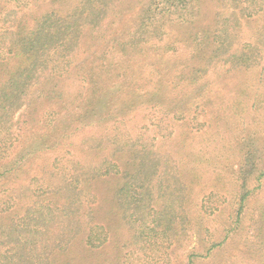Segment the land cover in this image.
Segmentation results:
<instances>
[{
    "label": "rangeland",
    "instance_id": "374dc122",
    "mask_svg": "<svg viewBox=\"0 0 264 264\" xmlns=\"http://www.w3.org/2000/svg\"><path fill=\"white\" fill-rule=\"evenodd\" d=\"M30 1L22 11L49 3ZM147 1L116 0L112 24L104 19L94 30L100 37L80 48L89 73L107 76L89 65L93 53L111 37H126ZM200 1L205 26L216 29L218 16L231 19L232 38L206 62L194 59L176 27L168 30L165 42L177 48L159 58L157 95L169 111L152 110L150 95L134 89L136 77L147 75L134 69L129 79L101 83L107 88L100 94L117 96L92 114L48 99L0 115V233L33 212L36 200L67 205L39 238L26 234L30 242L17 252L28 264L37 260L36 248L49 264H264V174L257 179L264 173V7L244 18L228 0ZM5 2L0 12L13 5ZM7 50L0 46V63L12 69L17 61ZM239 51L249 60L232 57ZM242 183L250 194L237 220ZM92 224L105 237L95 246L85 243ZM16 242L7 235L0 250Z\"/></svg>",
    "mask_w": 264,
    "mask_h": 264
},
{
    "label": "trees",
    "instance_id": "16d2710c",
    "mask_svg": "<svg viewBox=\"0 0 264 264\" xmlns=\"http://www.w3.org/2000/svg\"><path fill=\"white\" fill-rule=\"evenodd\" d=\"M60 1L62 0H49L50 4L48 3L41 11L35 13L31 9V13H26L22 10L31 6L30 0L23 2L6 0V5L12 2L13 5L10 8L4 6L0 12L3 24L0 30V46L8 48L12 59L15 58L17 61L12 69L3 62L0 63V115L4 119L12 112L14 115L16 111L20 112L34 106L33 103L48 99L64 103L63 107L69 101L71 111L81 108L86 115L92 114L108 99L107 97L117 96L114 90L100 94L101 88H107L100 87L101 83L111 85L118 80L129 79L134 69L147 73L145 76L136 77L134 89L150 95L148 104L152 106V110L162 108L161 111H169L157 95L161 92L163 84L158 66L159 58L163 53L177 48V43L165 42L168 30L176 27L183 34L182 37L187 39V47H190L194 59L206 62L211 59L213 49H217L219 45L228 48L227 45L232 38L229 37L230 28L234 25L231 19L226 17L222 19V16H218L214 21L216 29L211 28V25L205 26L200 20L204 14L200 0H148L144 4L141 3L138 19L126 37L115 39L111 37L102 51L93 53L94 59L89 65H92L93 70L98 69L107 75L98 76L87 71L86 62H80L82 56L80 48L82 43L88 45L89 41L100 37L94 30L102 26L104 19L107 18L109 25L112 24L111 7L116 0H71L67 7L60 5ZM228 1L231 6L240 9V14L244 18H251L264 7V0ZM218 14L221 13L218 11ZM216 30L218 34L215 33ZM215 35L220 41L213 38ZM242 48L253 49L249 44H244ZM112 54H117L118 61H111ZM238 54H241L245 61L249 60L244 51L234 52L232 57L237 58ZM0 60H6L2 54ZM189 66L190 64H187L186 68ZM206 68L208 65L204 66V69ZM195 70L198 71L196 68ZM139 80L143 83L140 84ZM33 89L34 94L30 97ZM129 94H132V91L129 90L127 95ZM119 97L125 99V94L119 91ZM123 105H127V102H123ZM124 107L126 106L121 110ZM161 120L164 121L165 117ZM110 166L116 170L115 165ZM263 174V172L259 174L257 178L259 181ZM249 194L246 183H242L236 208L237 220L241 219ZM65 206L67 205L57 206L56 202L50 201L44 204L43 201L36 200L33 212L26 213L17 222H13L9 226L10 229L2 228L0 243L3 237L11 234L16 236L17 242L7 252L0 250V264H28L23 260L24 254L19 255L17 252L18 249L25 250L30 242V237H26V234L39 238L55 221L54 211L63 213ZM44 227L46 229H42ZM103 234L101 226L92 224L88 229L85 243L95 246L96 242L105 240ZM211 246L209 253L214 249ZM35 250L37 260L30 264H49L44 257L47 254L43 255L41 249ZM194 262L190 260L188 264Z\"/></svg>",
    "mask_w": 264,
    "mask_h": 264
}]
</instances>
